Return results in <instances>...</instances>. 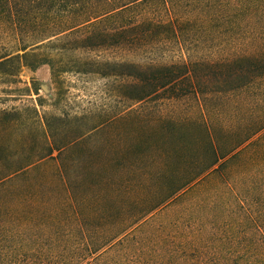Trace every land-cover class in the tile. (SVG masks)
<instances>
[{
    "label": "trees",
    "instance_id": "1",
    "mask_svg": "<svg viewBox=\"0 0 264 264\" xmlns=\"http://www.w3.org/2000/svg\"><path fill=\"white\" fill-rule=\"evenodd\" d=\"M0 264H264V0H0Z\"/></svg>",
    "mask_w": 264,
    "mask_h": 264
},
{
    "label": "rangeland",
    "instance_id": "2",
    "mask_svg": "<svg viewBox=\"0 0 264 264\" xmlns=\"http://www.w3.org/2000/svg\"><path fill=\"white\" fill-rule=\"evenodd\" d=\"M22 81L29 87L35 84V88L38 89L39 95L34 91L31 92V96L20 97L21 99L14 103L15 106L25 104L31 105L28 101H35L41 98L46 104H51L57 98L56 84L51 75V68L48 65L41 67L36 72H32L30 69L25 68L21 74ZM66 87L63 93H65V101L62 102L61 108H65V104H70L74 111L78 108L86 109L89 106V102L92 104H108V96L102 92L104 88L103 82L96 78H84L75 77L74 75L66 76ZM48 87L46 90L44 87ZM46 110L52 112V108L46 106Z\"/></svg>",
    "mask_w": 264,
    "mask_h": 264
},
{
    "label": "water",
    "instance_id": "3",
    "mask_svg": "<svg viewBox=\"0 0 264 264\" xmlns=\"http://www.w3.org/2000/svg\"><path fill=\"white\" fill-rule=\"evenodd\" d=\"M44 88H45L46 90H48V87L45 86Z\"/></svg>",
    "mask_w": 264,
    "mask_h": 264
}]
</instances>
